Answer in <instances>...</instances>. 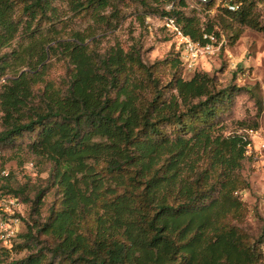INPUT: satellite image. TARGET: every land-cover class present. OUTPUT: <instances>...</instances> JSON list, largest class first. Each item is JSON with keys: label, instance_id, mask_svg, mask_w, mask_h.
Instances as JSON below:
<instances>
[{"label": "trees", "instance_id": "16d2710c", "mask_svg": "<svg viewBox=\"0 0 264 264\" xmlns=\"http://www.w3.org/2000/svg\"><path fill=\"white\" fill-rule=\"evenodd\" d=\"M154 1L141 27L173 15L193 41L215 35L185 0L169 11ZM226 1L235 8L218 19L234 38L243 25L262 30L260 0ZM67 13L90 24L68 29ZM123 16L116 0H0V152L49 164L0 264H264V234L250 239L237 224L258 112L230 118L226 134L230 89L205 70L184 78L180 52L145 62L139 40L125 48L115 36ZM17 38L28 42L10 47ZM57 65L63 73L49 77ZM12 175L0 190L20 200Z\"/></svg>", "mask_w": 264, "mask_h": 264}, {"label": "rangeland", "instance_id": "374dc122", "mask_svg": "<svg viewBox=\"0 0 264 264\" xmlns=\"http://www.w3.org/2000/svg\"><path fill=\"white\" fill-rule=\"evenodd\" d=\"M120 14L124 15L119 21L116 31L117 39L121 41L125 48L139 40L142 44V58L151 64L156 60H163L168 54L176 55L181 50L180 40L172 36L169 30L163 28L159 14L155 16L147 15L144 18V26L141 27L136 19L137 14L145 12L143 2L150 6H155L154 0H116ZM178 1V0H176ZM168 1L161 2L159 9L166 10ZM186 14L195 13L204 22L210 20L213 25L214 52L209 55L197 58L191 65L181 59V74L184 78H190L194 71L205 70L210 74L215 73L218 78L217 87L224 86L231 91V115L226 119V134L234 130L229 123L230 118H241L245 115H252L258 112V128L251 133L250 145L246 154L249 162L244 166L241 176L247 185L239 192L240 198L245 205V213L237 224L249 236L250 239H257L264 234V0L256 3L259 13L262 30H257L247 25L241 27V32L237 37L232 36L230 28H225L219 22V17L227 18L226 9L233 10L226 0H215L210 9H205L203 4L196 0H185ZM66 11V8H61ZM80 15L67 13L65 19L68 29H84L90 24V17L81 18ZM149 18V20H148ZM229 20V19H226ZM97 26V27H96ZM92 24L97 31H104L105 26ZM217 34V36H216ZM164 35L168 40H159ZM102 43L103 46L107 42ZM28 42L27 39L17 38L10 47L17 43ZM179 54V53H178ZM62 67L57 65L50 73L49 77L62 74ZM29 161L33 166L25 167ZM0 166L8 167L12 172L9 184L13 189L22 188L20 193L21 213L17 222L18 231H25V223L22 218H26L29 210V201L34 196L38 186L45 185L49 164L19 151L12 150L0 152ZM53 199L52 190H48L44 195V204L41 208L43 214L47 213L48 205ZM264 255V241L260 245ZM13 257L22 256V252L16 254L11 251Z\"/></svg>", "mask_w": 264, "mask_h": 264}, {"label": "built area", "instance_id": "2783aa9c", "mask_svg": "<svg viewBox=\"0 0 264 264\" xmlns=\"http://www.w3.org/2000/svg\"><path fill=\"white\" fill-rule=\"evenodd\" d=\"M197 1L206 2L207 0ZM175 2L176 0H168L166 10H172ZM160 20L163 26L171 32L172 36L180 40L181 56H183V59L190 65L197 58L214 52L213 42L211 41L213 39L212 34H204V38H209L210 41L201 44L197 41H193L189 36L182 33L173 15L162 16ZM253 132L252 130L249 131L250 134ZM9 175L10 169L8 167H0V183L5 181ZM20 213L21 202L18 197L0 190V248L10 249L13 246L18 232L17 222L20 220Z\"/></svg>", "mask_w": 264, "mask_h": 264}]
</instances>
